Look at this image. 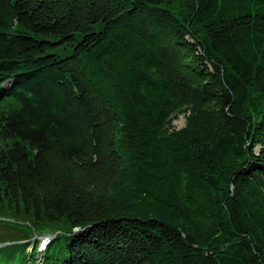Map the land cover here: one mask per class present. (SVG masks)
I'll return each mask as SVG.
<instances>
[{"label":"trees","instance_id":"trees-1","mask_svg":"<svg viewBox=\"0 0 264 264\" xmlns=\"http://www.w3.org/2000/svg\"><path fill=\"white\" fill-rule=\"evenodd\" d=\"M0 225V264H264V0H0Z\"/></svg>","mask_w":264,"mask_h":264},{"label":"rangeland","instance_id":"rangeland-1","mask_svg":"<svg viewBox=\"0 0 264 264\" xmlns=\"http://www.w3.org/2000/svg\"><path fill=\"white\" fill-rule=\"evenodd\" d=\"M185 115H186V113L185 114H179L175 119H173L172 126L174 128H181L182 126H184V124H185ZM2 229H4V226L0 225V231ZM53 235H54L53 233H51V235L50 234H48V235L42 234V235H40V236H38L36 238H33L32 242L34 241V239H36V241H37L36 248L38 247V244H39V246H44L43 243H42V240L47 242V241H49V240H51L53 238ZM35 243L36 242H34L33 244L31 242H27V245H29L27 250H29L30 248H33ZM37 252H38V250H37ZM41 254H42V251H39V253H37L36 258H38V260H40Z\"/></svg>","mask_w":264,"mask_h":264}]
</instances>
